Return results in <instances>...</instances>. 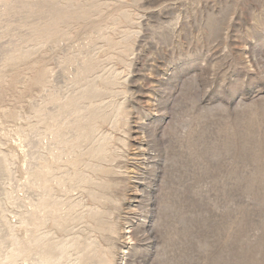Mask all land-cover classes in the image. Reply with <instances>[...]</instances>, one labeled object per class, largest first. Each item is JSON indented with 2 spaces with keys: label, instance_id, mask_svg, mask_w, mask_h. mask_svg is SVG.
<instances>
[{
  "label": "rangeland",
  "instance_id": "1",
  "mask_svg": "<svg viewBox=\"0 0 264 264\" xmlns=\"http://www.w3.org/2000/svg\"><path fill=\"white\" fill-rule=\"evenodd\" d=\"M0 264H264V0H0Z\"/></svg>",
  "mask_w": 264,
  "mask_h": 264
}]
</instances>
